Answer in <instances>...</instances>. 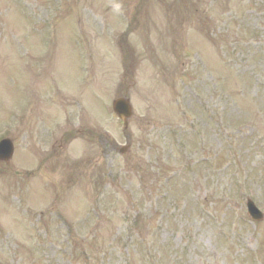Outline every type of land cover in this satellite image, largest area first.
I'll return each mask as SVG.
<instances>
[{
    "label": "rangeland",
    "instance_id": "obj_1",
    "mask_svg": "<svg viewBox=\"0 0 264 264\" xmlns=\"http://www.w3.org/2000/svg\"><path fill=\"white\" fill-rule=\"evenodd\" d=\"M134 2L0 0V264H264V0Z\"/></svg>",
    "mask_w": 264,
    "mask_h": 264
},
{
    "label": "water",
    "instance_id": "obj_2",
    "mask_svg": "<svg viewBox=\"0 0 264 264\" xmlns=\"http://www.w3.org/2000/svg\"><path fill=\"white\" fill-rule=\"evenodd\" d=\"M114 109L120 118L126 119L130 116V108L128 102L124 99L117 100L114 103ZM4 143L0 145V160L7 161L11 157L12 147L9 143H7V146L4 147ZM252 213L254 212L252 211ZM253 217H255L256 219L259 218L257 214H254Z\"/></svg>",
    "mask_w": 264,
    "mask_h": 264
}]
</instances>
